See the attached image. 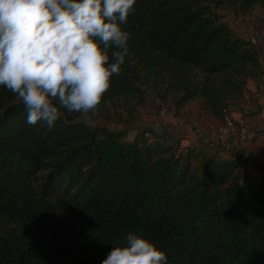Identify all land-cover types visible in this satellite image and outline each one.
<instances>
[{
  "label": "trees",
  "instance_id": "1",
  "mask_svg": "<svg viewBox=\"0 0 264 264\" xmlns=\"http://www.w3.org/2000/svg\"><path fill=\"white\" fill-rule=\"evenodd\" d=\"M223 6L246 15L264 0H136L121 24L131 55L101 102L167 78L178 105L203 99L216 113L218 81L259 68L257 51L213 13ZM61 111L51 130L30 126L0 86V264H102L129 233L168 264H264V171L241 178V158H215L191 172L151 130L128 141Z\"/></svg>",
  "mask_w": 264,
  "mask_h": 264
},
{
  "label": "clouds",
  "instance_id": "2",
  "mask_svg": "<svg viewBox=\"0 0 264 264\" xmlns=\"http://www.w3.org/2000/svg\"><path fill=\"white\" fill-rule=\"evenodd\" d=\"M135 3L0 0V86L24 106L28 125L51 130L61 109L94 112L131 55V34L121 24ZM125 239L102 264H168L146 238L129 233Z\"/></svg>",
  "mask_w": 264,
  "mask_h": 264
},
{
  "label": "rangeland",
  "instance_id": "3",
  "mask_svg": "<svg viewBox=\"0 0 264 264\" xmlns=\"http://www.w3.org/2000/svg\"><path fill=\"white\" fill-rule=\"evenodd\" d=\"M213 13L220 16L221 21L228 25L229 22L231 25L237 22L238 13L232 6L213 9ZM247 14L261 19V16L264 15V8L254 7ZM253 23H257V20ZM258 72L259 68L248 67L239 76L234 75L229 76V79L219 80L217 88L220 102L215 103L219 108L216 113L203 99H195L178 105L177 100L181 93L171 89L167 85L168 79L166 78L165 83H161L158 87H153V85L152 87H142L143 92L139 97L122 95L112 97L111 100L101 102L94 112L88 114L75 112L74 119L108 131H121L125 133L128 141H132L136 134L144 131L149 132V128L157 122L171 125L176 129L185 123L195 122L204 133L212 134L223 124L229 107L236 106L240 110H245L248 107L249 88L255 82ZM151 82L154 83V80L151 79ZM153 129L156 132L159 131L156 125L153 126ZM151 135V133L146 134V138L150 142L159 143L163 147L169 148L173 154L176 151L179 155L178 159L184 161L189 158L191 172H199L203 160H215L214 154L209 156L199 153L202 150L195 149L189 143L193 141L192 135L188 138L181 137L178 133L166 134L165 136L152 135L150 137ZM260 136L264 140V130L261 131ZM217 159L216 161L219 162ZM262 171H264V151L259 155L256 152L255 154L251 153L249 157L241 161L239 176L241 178L255 177L259 179ZM70 216L66 214L65 220H70ZM50 264L74 263L61 260L52 261Z\"/></svg>",
  "mask_w": 264,
  "mask_h": 264
},
{
  "label": "crops",
  "instance_id": "4",
  "mask_svg": "<svg viewBox=\"0 0 264 264\" xmlns=\"http://www.w3.org/2000/svg\"><path fill=\"white\" fill-rule=\"evenodd\" d=\"M263 17V18H262ZM257 20V23L253 21ZM229 27L234 33L240 36L257 51L259 72L255 78L252 87L250 86V97L248 107L240 110L236 106L228 108V115L236 123L244 125L249 130H260L263 132L264 127L259 117V110L264 105V15L261 19L251 16V14H237V22L233 25L229 22ZM156 125L159 131H154L153 126ZM149 130L156 136H165L166 134H180L181 137L188 138L193 136L191 143L195 149L202 150L199 153L212 156L217 159L229 160L241 158L243 161L255 152L259 155L264 151L263 137H257L250 143L240 144L236 138L232 137L228 141H220L214 133H204L195 122L185 123L179 128L171 125L155 123ZM190 134V135H189ZM183 143V142H182ZM207 153V154H206Z\"/></svg>",
  "mask_w": 264,
  "mask_h": 264
},
{
  "label": "built area",
  "instance_id": "5",
  "mask_svg": "<svg viewBox=\"0 0 264 264\" xmlns=\"http://www.w3.org/2000/svg\"><path fill=\"white\" fill-rule=\"evenodd\" d=\"M226 111L225 113H227ZM259 117L262 120V127H264V105L259 110ZM259 132L260 130H249L244 125L236 123L227 113L223 124L216 129L215 134L220 141H228L234 137L238 143L245 144L259 137Z\"/></svg>",
  "mask_w": 264,
  "mask_h": 264
}]
</instances>
